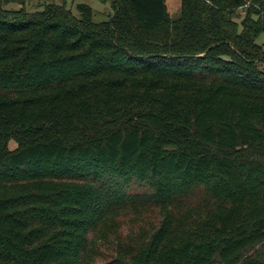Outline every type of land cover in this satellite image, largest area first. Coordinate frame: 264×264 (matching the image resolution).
<instances>
[{"label": "trees", "instance_id": "1", "mask_svg": "<svg viewBox=\"0 0 264 264\" xmlns=\"http://www.w3.org/2000/svg\"><path fill=\"white\" fill-rule=\"evenodd\" d=\"M101 1L0 10V264H264V0Z\"/></svg>", "mask_w": 264, "mask_h": 264}, {"label": "rangeland", "instance_id": "2", "mask_svg": "<svg viewBox=\"0 0 264 264\" xmlns=\"http://www.w3.org/2000/svg\"><path fill=\"white\" fill-rule=\"evenodd\" d=\"M55 3L59 5H66V7L73 12L75 16H79L77 6L79 4H87L91 6L95 11V19L97 21L107 20L114 14V9L111 2H103L101 0H0V10L7 11H20L22 9L29 12H35L42 9L46 4ZM168 10L172 17L180 16V8L178 0H168ZM241 18L239 22L244 18L246 8L241 9ZM260 44L264 47V36L259 39ZM16 143L12 141L10 148L16 147ZM116 218L119 233H125L128 230L130 218L132 214H124ZM126 223V224H125ZM92 237V236H91ZM96 261L100 262L101 258H96Z\"/></svg>", "mask_w": 264, "mask_h": 264}]
</instances>
